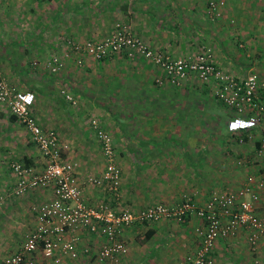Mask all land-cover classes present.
I'll return each mask as SVG.
<instances>
[{
  "label": "crops",
  "instance_id": "0c3cea01",
  "mask_svg": "<svg viewBox=\"0 0 264 264\" xmlns=\"http://www.w3.org/2000/svg\"><path fill=\"white\" fill-rule=\"evenodd\" d=\"M193 1L0 2V12L4 11V15L11 12V18L7 21L9 25L6 21L4 23L12 30L11 33L16 30L14 38L10 37V41L17 44L14 45L16 50L12 51L16 53V63L9 61V64L2 65L1 71L7 75L8 81L11 80L19 89L34 93L32 113L43 130L54 129L59 138L68 145L63 156L76 164L77 176L89 205L110 199L112 206L117 209H139L155 203H180L186 196L191 197L196 204L203 205L208 200L211 189L236 185L239 182L235 176L232 178L234 181L227 180L224 177V163L212 162L209 152L180 150L186 142L190 148L198 141L200 126L196 123L199 121L195 120V117L189 116V119L182 115L185 120L181 126L175 124L177 113L174 108L179 105L182 108L186 105L188 108L192 103L181 95L177 96V93L168 87L162 89L160 98L159 91L152 89L148 83L156 68L145 60L131 59L129 55L119 54L99 62L86 60L82 67H77L73 60H69L64 63L58 77H54L44 66L45 61L34 69L27 65L29 60L50 58L54 47L57 53L53 54L64 58L59 51V45L64 38L103 39L112 32L117 21L128 26L134 35L143 39L153 49L172 51L175 57H179L180 53H192L191 45H187V28H198L199 32H203L206 29L205 24H209L205 21V8L202 3L195 5ZM40 4L43 8L46 4L51 8H48L50 13H53L42 25L39 23V30L34 32L36 20L31 18V15L35 7L40 8ZM177 27H182V31ZM40 34L42 37H39ZM57 37L59 39L55 42ZM12 54L11 57L14 56ZM60 85L67 86L68 91L77 98L76 105L59 95ZM149 91H152L154 96L149 95ZM182 92L185 94L187 91L183 89ZM148 107H156L161 113L156 114L157 122L150 121L151 126L145 117L134 119L142 112L141 108ZM131 108L139 111H130ZM161 108L164 110H160ZM142 113L143 116H148L149 112ZM208 114L209 112L207 117ZM93 118L111 132L117 143L118 140L124 139L135 141L133 147H127L123 143V149H120L122 152L116 153V163L121 173V188L116 199H113L105 188L85 183L88 175H101L105 165L104 156L91 129L90 120ZM207 120L206 129H209ZM204 123L202 117L201 124ZM260 126L259 129L262 128ZM224 134L226 139L238 138V135L228 130H225ZM149 137H155L161 143L170 139H179L184 143L170 146L168 149L164 143L163 151H143L144 146L136 141H146ZM229 151L232 152L231 157H240L245 153L237 143L236 150ZM13 162L31 167L35 171L44 167V160L31 134L0 104V253L8 255L18 251L28 233L36 227L34 206L37 207L52 197L51 188L29 191L20 197L13 195L11 189L16 182L15 173L11 169ZM199 225L197 217L192 215L183 221L162 220L129 226L121 235L128 246V253L111 264H178L186 254L194 252L198 247ZM76 235L81 239L80 247L90 246L93 250L103 241L101 235L87 233L85 230H78ZM220 248L225 249L221 241L218 242L217 249L215 247L214 255ZM35 264L95 262L93 257L86 256L74 261L64 258L56 262L37 253Z\"/></svg>",
  "mask_w": 264,
  "mask_h": 264
},
{
  "label": "built area",
  "instance_id": "2783aa9c",
  "mask_svg": "<svg viewBox=\"0 0 264 264\" xmlns=\"http://www.w3.org/2000/svg\"><path fill=\"white\" fill-rule=\"evenodd\" d=\"M116 26L113 34L100 40L68 39L64 50L78 56L79 64L85 56L98 61L123 48L131 53L137 52L157 65L163 71V79L165 77L169 83L178 84L193 74L211 84L218 99L236 110V116L227 123L230 132L239 133L260 123L261 116H264L263 77L252 73L244 80L237 81L214 65L206 52L198 54L193 60L174 59L147 46L125 25ZM60 58L52 54L46 60L51 73H56L64 65V58ZM159 80L161 83L162 78ZM61 93L73 105L76 104L71 94L64 90ZM34 100L32 92L17 91L0 74V104L6 106L31 134L44 160V167L39 171L18 162L11 164L16 176L12 194L20 197L37 189L52 190V197L48 201L33 208L37 217L36 227L28 233L19 250L8 255L2 264H35L37 253L56 262L64 258L74 261L81 256L93 255L95 264H111L128 253V246L121 238L124 229L134 223L183 221L192 215L200 222L197 229L200 242L197 249L187 254L179 264H216L212 253L217 240L238 229H245L249 242L254 245L264 235V210L258 211V206L264 201V163L258 173H249L235 190L213 192L203 205L196 204L188 196L180 203H155L139 209H117L112 206L110 199L89 205L77 176L76 164L63 156L68 145L53 129L43 130L38 125L32 113ZM250 111L252 114L248 115ZM90 125L100 145L105 165L101 175H88L85 183L105 188L116 199L119 196L121 173L116 163L113 139L95 118L90 120ZM261 147L260 155L264 154V143ZM78 230L101 235V245L96 250L90 246L80 247L81 239L76 235Z\"/></svg>",
  "mask_w": 264,
  "mask_h": 264
},
{
  "label": "rangeland",
  "instance_id": "374dc122",
  "mask_svg": "<svg viewBox=\"0 0 264 264\" xmlns=\"http://www.w3.org/2000/svg\"><path fill=\"white\" fill-rule=\"evenodd\" d=\"M2 1L6 0H0V2ZM32 2H35V0H32ZM193 2L195 5H198L199 2L202 3V6H204L205 8L204 18L206 22H209V24H205L206 29L203 32H199L198 28H187L189 30L188 34H186V38L188 40L187 45H191L192 53H180L179 57H175L173 53H171L172 51L169 52L167 50H156L153 48L152 49L165 56H169L174 59L185 60H193L195 59L194 57H196L198 54L206 52L210 55V60L216 61L215 63L220 68L222 67L225 71L232 75H235L237 77H245L249 72H253L257 74L259 73V75L264 78V0H194ZM44 5V8L43 5H41L40 8L35 7V11H33V14L31 15V18L36 20L34 32H37L39 30V27L37 26L42 25L47 19H49V16L53 13H50V11L48 10V8L50 7H48L46 4ZM212 5H214V7H212ZM3 13L4 11L0 12V74H3L2 77H4V79L7 81V75L5 76L3 71H1L3 67L2 65H5L6 63L9 64V61H17L15 57L16 53L12 52L16 50V47H14V45L17 44H12V42L10 41L11 38H14V33L16 32V30L11 33L12 30L10 28H7V25L4 23L6 21V23L9 25L7 21H9L11 18V12H7L5 15ZM203 23L205 22L203 21ZM126 27L129 28L128 26ZM177 29H179V31H182L183 28L177 27ZM40 36L42 37L41 34L39 35V37ZM134 36L140 38L136 35ZM56 39L59 38H55V42ZM68 39L73 38H64L62 42L63 45L62 43L59 45L60 54H62L65 58L64 63L69 60H73L74 64L77 67H82V65H85L84 63H86V60L91 59L85 56L83 58L84 61L79 64L77 62V58L75 57L76 55H72L68 50H64L66 48L65 41ZM73 40L86 41L92 39L80 40L74 38ZM141 40L143 41V43L149 46L148 43H146L143 39ZM236 41H238V43H236ZM53 50L54 51L50 52L51 55L53 53H57V51H55V47L53 48ZM11 54L14 56L11 57ZM133 54H135V58H137V54L134 52H129V56H127L134 57ZM1 57H3V59H1ZM46 58L45 60H29L27 65L30 68L34 69L39 63H42L44 61L46 62V60L49 59ZM64 65L56 73L51 74H53L54 77H58V74L64 68ZM44 66L47 67L46 64ZM155 68L156 71L154 73L153 78L158 76L159 72L161 71L159 67ZM159 77L162 78L161 84L165 86L163 89H165L166 87L171 88L174 85L178 87H183L181 86L183 84H185V86L186 84H190L189 87H195L196 85H199V79L196 77V75L193 78L187 77L186 79L180 81L178 84H168V82L163 79L162 75ZM208 85L211 86V84ZM62 87L63 86L60 85L59 89ZM207 89V94H209L205 97V99L209 102L207 103V107H204L202 105V101L204 103L203 99H200L195 102L196 107L198 106L200 108L206 109L210 106H213L212 109L213 112H215V107L213 105L214 103H210L209 100V96L212 95V92L208 86ZM194 90L201 92V90H199L198 88H195ZM74 99L76 100L77 104V98L74 97ZM196 107L195 110H193L195 112L197 111ZM174 110H172V112ZM168 111L170 110L168 109ZM155 112L157 115L161 114L158 110H156ZM213 112L211 110L208 114V117L207 115H199L198 113L195 114V117L197 116L195 120H198L202 117L204 119L206 117V120L209 119L207 120L209 121V129H206V123L202 124L199 130L200 135L195 145L193 147L188 148L186 142V144H184L180 148L181 151H203L204 153H206V151L207 153L209 152L208 154L211 155L212 162L218 164L224 163L223 167L224 171H226L224 177L227 180H232L234 176L235 179H238L239 182H237L236 185H229L225 187L223 186L222 188L211 189L210 195L213 192L235 190L237 186H240L241 183L245 181L246 176L249 174V172H254L255 170H257L259 165L264 163V154L260 155L259 152V149L262 147L260 146V148L258 149L255 148V141L260 139L258 138L259 132H257V134H252L250 136L249 141L245 142H236L233 137H230V139H226L224 134L226 121H224L223 119L218 121L217 117L215 118L211 116ZM156 114L153 115V117L156 118ZM260 125L262 126L261 129H259ZM220 126L224 127L223 130H221ZM257 128L260 130L261 134H263V137L261 138L262 140L260 139L262 144L264 143V119L260 121L256 129ZM202 129L204 131H202ZM121 141L122 142L118 143L113 141V143L115 142V154H119L122 152L120 149H123V143L127 147H133L132 144L135 142L132 140ZM236 143L238 147L240 146L241 148H243L245 153L240 157H231L230 155L232 154V152L229 150H236ZM262 205H264V201L261 202L260 206H258L259 211H262V209L264 208L262 207ZM244 230L245 229L243 228L238 229L233 234L218 239L216 243V249L219 241H221V244H223V247H225V249L220 248V250H218L217 252L215 251L216 256H214V258L216 264H228L229 261H236L238 262L237 264H264V239L259 240L255 245L251 244L248 240L247 231L245 230V234ZM7 255L8 254L0 253V262L2 259L4 260Z\"/></svg>",
  "mask_w": 264,
  "mask_h": 264
},
{
  "label": "trees",
  "instance_id": "16d2710c",
  "mask_svg": "<svg viewBox=\"0 0 264 264\" xmlns=\"http://www.w3.org/2000/svg\"><path fill=\"white\" fill-rule=\"evenodd\" d=\"M116 24H120L121 26H123V25H125L124 23H122V22H116V23H114V26H113V30H112V32L109 34V35H111V34H113V32H115V30L117 29V26H116ZM129 29V28H128ZM130 31V30H129ZM131 32V31H130ZM108 35V36H109ZM68 38V37H67ZM92 40H96V39H92ZM100 40V39H99ZM236 43H238V41H236ZM237 45V44H236ZM134 53H136L137 55V58H141V59H143V60H145L146 62H148L150 65H153L154 67H158L157 65H155L151 60H149L148 58H145L143 55H141V54H139V53H137V52H134ZM119 54H124V55H128L129 54V51H127L125 48H123V49H120V51L119 52H115V53H112V54H110V55H108V56H105V57H103L102 59H100V60H98V62L99 61H104L107 57H112V56H114V55H119ZM134 55V57H131V59L132 58H135V54H133ZM76 57V56H75ZM77 58V57H76ZM195 58V57H194ZM216 61H214L213 60V63H214V65H216L217 67H219L216 63H215ZM220 68V67H219ZM221 69V71H223V72H225V73H227L228 75H230V76H233V77H235L236 78V80L237 81H242V80H244L246 77H247V75L248 74H252L253 72H249L245 77H237V76H235V75H232V74H230V73H228L227 71H225L222 67L220 68ZM161 70V69H160ZM164 76L163 75V71H160L159 72V74H158V76H156V77H152L151 78V80H148V83L150 84V86L152 87V89H154L155 91L157 90V92L159 91V97H160V94L162 93V87H163V84H161L160 83V77L159 76ZM258 75H259V73H258ZM194 77V75L193 74H190L189 75V77L188 78H193ZM259 77H261L260 75H259ZM164 79H165V77H164ZM199 79V78H198ZM187 81V80H186ZM7 82L10 84V85H12L13 87H15L16 88V90L17 91H22L21 89H19L16 85H14L12 82H10V81H8L7 80ZM168 84H170L169 82H168ZM63 87L62 88H60V91H59V95H61L64 99H65V97H64V94H62L61 93V90H64L65 92H67V93H69V94H71L69 91H68V89H67V86H64V85H62ZM181 86H183V87H178V86H173V87H171V89L172 90H174L176 93H177V96H179V95H181V97L182 98H185V99H187V100H189L191 103H192V105L191 106H189L188 108H187V106L186 105H184V107L182 108V107H180V105L177 107V108H175V112L177 113V122L175 123V124H178V125H180L181 126V124L183 123V120H185L184 119V117H187V118H189L190 119V117H195V114H199V115H206L208 112H210L211 110H212V112H213V109H212V107L213 106H210L209 108H200V107H196V101H198V100H200V99H203L204 100V103H203V101H202V105L204 106V107H207V103H209L206 99H205V97L206 96H208L209 94H207V86L210 88V90H211V92H212V95H210L209 96V100H210V103L211 102H213L214 104V111L215 112H213V114L211 115V116H213V117H217V120L219 121V120H221V119H223L224 121H226L225 122V130H228L227 129V123H228V121L230 120V119H232V118H234L235 116H236V110L234 111V109H232V108H230L229 106H227L226 104H224L222 101H220L219 99H218V97L213 93V89H212V86H210V85H208V83H206L205 81H203V80H200L199 79V85H196L195 87H189V86H186L185 87V84H183V85H181ZM195 88H198L199 90H201V92H199V91H197V90H194ZM67 89V90H66ZM186 90L187 92H185V94H183V92H182V90ZM126 90H127V88H126ZM154 90H152V91H154ZM152 91H149L148 92V94L149 95H151V96H154V93L152 92ZM29 92H32V91H29ZM199 92V93H198ZM33 93V92H32ZM134 93V95L136 94V92H133ZM156 93V92H155ZM171 93V92H170ZM34 94V93H33ZM187 94V95H186ZM72 95V94H71ZM156 95V94H155ZM72 97L74 98V96L72 95ZM161 98V97H160ZM65 100H67V99H65ZM68 101V100H67ZM68 102H70V101H68ZM71 103V102H70ZM72 104V103H71ZM73 105V104H72ZM194 105V106H193ZM193 106V108H190V107H192ZM6 107V106H5ZM195 107H196V112L195 111H193V110H195ZM219 107V108H218ZM221 107V108H220ZM7 108V107H6ZM32 109H33V107H32ZM8 110V109H7ZM128 111H129V109H127ZM141 110H142V112H149L148 113V116H150V117H148V116H146V114H145V116H143V113L141 112L140 113V115H136L135 117H134V119H137V117H145V118H147L146 120H149L148 121V125L149 126H151V122L150 121H152V122H157V119L155 118V117H153V115H155L156 114V110H158V109H156V107H151V108H141ZM146 110V111H145ZM160 110H163L162 108L160 109ZM190 110V111H189ZM9 111V110H8ZM130 111H139V109H134V108H131L130 109ZM186 111H189V112H186ZM10 113V112H9ZM155 113V114H154ZM202 113H206V114H202ZM11 114V113H10ZM250 114H252V112L250 111V112H248V115H250ZM15 119H17L16 117H15V115H13V114H11ZM182 115L184 116V117H182ZM187 115V116H186ZM190 116V117H189ZM197 117V116H196ZM195 117V118H196ZM264 116L262 115L261 116V119L260 120H263L264 118H263ZM194 118V119H195ZM194 119H192V121L194 120ZM18 120V119H17ZM198 123H196V125H199V126H201L202 124V118H200V119H198ZM204 121H205V123H206V117H205V119H204ZM194 122V121H193ZM100 124V123H99ZM100 126L105 130V131H107L109 134H110V136L112 137V139H113V136H112V134H111V132H109V130H107L105 127H103V125H101L100 124ZM149 126H147V127H149ZM185 126H186V124H185ZM221 128H224V127H222V126H220ZM257 127V126H256ZM256 127H254V128H251V129H248V130H243V131H240L239 133H234V135H238L237 137V139H236V142L238 141V142H245V141H249V139H250V136L252 135V134H257V132H259V135H258V138H262L263 137V134H261V132H260V130L257 128L256 129ZM91 129H92V127H91ZM54 130V129H53ZM55 131V130H54ZM92 131H93V129H92ZM229 131V130H228ZM56 132V131H55ZM230 132V131H229ZM57 133V132H56ZM231 133H233V132H231ZM94 134V133H93ZM58 135V134H57ZM228 135V134H227ZM226 135V136H227ZM59 136V135H58ZM182 139V138H181ZM260 139H258V140H256L255 141V148L256 149H258V148H260V146H261V141H260ZM97 140V139H96ZM262 140V139H261ZM113 141H115L114 139H113ZM124 141H125V139H124ZM98 142V141H97ZM115 142H117V140L115 141ZM115 142L113 143L114 144V146H115ZM118 142H122L121 140H118ZM138 143L139 144H142L143 146H144V150L143 151H163L164 150V146H163V144L165 143L166 145H167V149L168 148H170V146H173V145H182L183 143H184V141H180L179 139L177 140H172V139H170V140H167V141H162V143H161V141L159 140H156V138L155 137H149L148 139H146V141H138ZM99 144V143H98ZM100 146V145H99ZM101 150V149H100ZM115 151V150H114ZM262 165V164H261ZM261 165H259V167L257 168V170H255L254 171V173H258V171L260 170V167H261ZM24 166V165H23ZM249 173H251V172H249ZM120 188H121V185H120ZM120 190V189H119ZM262 207H264V205H262ZM264 210V208L262 209V211ZM258 211H259V208H258ZM260 212V211H259ZM198 221H199V219H198ZM143 223H145V222H143ZM200 223V222H199ZM135 224H138V223H134L133 225H135ZM200 226V225H199ZM261 239H264V235H262L259 239H258V241L259 240H261ZM218 241V240H217ZM257 241V242H258ZM199 242H200V240H199ZM216 247V246H215ZM197 249V248H196ZM215 249V248H214ZM213 256H215L214 255V251H213ZM93 257V255L92 256H90L89 258H92ZM94 258V257H93ZM2 264V263H1Z\"/></svg>",
  "mask_w": 264,
  "mask_h": 264
}]
</instances>
